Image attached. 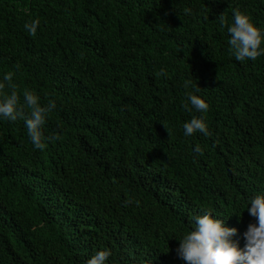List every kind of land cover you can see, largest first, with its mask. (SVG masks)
Here are the masks:
<instances>
[{
	"label": "trees",
	"instance_id": "1",
	"mask_svg": "<svg viewBox=\"0 0 264 264\" xmlns=\"http://www.w3.org/2000/svg\"><path fill=\"white\" fill-rule=\"evenodd\" d=\"M237 10L264 28V0H0V79L56 102L57 137L38 149L23 119H0V264L100 248L109 264H186L177 236L205 210L243 247L264 191V55L229 51L220 21ZM197 87L204 113L184 107ZM193 115L211 135L183 134Z\"/></svg>",
	"mask_w": 264,
	"mask_h": 264
},
{
	"label": "clouds",
	"instance_id": "2",
	"mask_svg": "<svg viewBox=\"0 0 264 264\" xmlns=\"http://www.w3.org/2000/svg\"><path fill=\"white\" fill-rule=\"evenodd\" d=\"M220 22L227 27L229 51L236 60H255L264 55V28L254 23L247 13L237 10L233 13L230 24L224 17H221ZM39 24L40 20L37 18L26 22L24 27L30 34H35ZM159 74H166L165 69L162 68ZM13 77L14 73L9 71L0 79V119L10 121L23 119L33 146L44 149L47 146L46 139L57 138L55 136L46 138L43 132V126L49 114L55 109L56 102L50 100L47 104H42L40 96L30 90L23 92L21 100L15 90ZM191 83L192 81H185V88ZM6 88L11 91H4ZM198 91L197 87L195 91L187 93L184 107L189 112L195 109L204 113L209 109L206 99L196 94ZM197 132L205 136L211 135L207 121L202 116L193 115L183 123V134L192 136ZM194 150L198 153L203 151L200 145H196ZM244 208H247L249 214L256 219L255 222H250L243 232L245 240L243 247L233 239L238 232L237 227H229L224 219L213 215V211L205 210L203 214L193 217L190 231L177 236L179 239L177 256L186 264H264V191H258L250 196ZM111 255L110 249L100 248L85 261V264H109Z\"/></svg>",
	"mask_w": 264,
	"mask_h": 264
}]
</instances>
